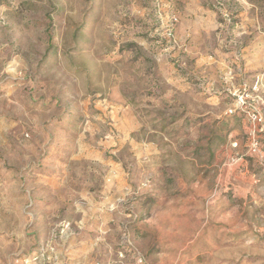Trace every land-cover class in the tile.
I'll list each match as a JSON object with an SVG mask.
<instances>
[{"label": "rangeland", "instance_id": "1", "mask_svg": "<svg viewBox=\"0 0 264 264\" xmlns=\"http://www.w3.org/2000/svg\"><path fill=\"white\" fill-rule=\"evenodd\" d=\"M254 48L264 0H0V264H264Z\"/></svg>", "mask_w": 264, "mask_h": 264}, {"label": "built area", "instance_id": "2", "mask_svg": "<svg viewBox=\"0 0 264 264\" xmlns=\"http://www.w3.org/2000/svg\"><path fill=\"white\" fill-rule=\"evenodd\" d=\"M257 88L258 86L254 85L253 90L258 92ZM233 94L234 96H237V104L234 108H230L226 114L233 116L244 115L248 124V145L250 153L253 155H259L262 146L260 135H264V101L254 99L253 102L259 103L260 106L248 107V101L252 100V97L249 94L241 95L238 92ZM233 147H238V143H233Z\"/></svg>", "mask_w": 264, "mask_h": 264}, {"label": "crops", "instance_id": "3", "mask_svg": "<svg viewBox=\"0 0 264 264\" xmlns=\"http://www.w3.org/2000/svg\"><path fill=\"white\" fill-rule=\"evenodd\" d=\"M247 63L249 65V69L253 71L260 64L262 65V61L264 60L261 53L258 52L255 48L247 53Z\"/></svg>", "mask_w": 264, "mask_h": 264}]
</instances>
